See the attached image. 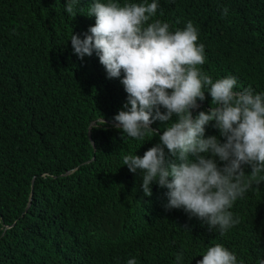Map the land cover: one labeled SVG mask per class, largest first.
Listing matches in <instances>:
<instances>
[{"label":"trees","instance_id":"1","mask_svg":"<svg viewBox=\"0 0 264 264\" xmlns=\"http://www.w3.org/2000/svg\"><path fill=\"white\" fill-rule=\"evenodd\" d=\"M91 3L80 0V12L68 16L66 0H0V264H197L213 243L256 264L264 256V181L236 201L239 223L221 237L166 208V188L153 183L145 196L140 170L123 166V155L142 157L159 142L164 124L152 123L146 142L116 126L127 102L123 73L106 78L96 54L79 59L69 41L94 25ZM155 19L170 30L193 22L205 49L198 67L213 81L232 75L235 90L264 92V0H159ZM197 103L193 116L210 110L211 97Z\"/></svg>","mask_w":264,"mask_h":264},{"label":"clouds","instance_id":"2","mask_svg":"<svg viewBox=\"0 0 264 264\" xmlns=\"http://www.w3.org/2000/svg\"><path fill=\"white\" fill-rule=\"evenodd\" d=\"M79 5L80 0H66L63 11L76 15ZM158 6L159 0H92L87 16L95 17L94 25L83 39L72 32L69 41L79 59L95 53L106 78L123 73L127 102L112 118L123 137L146 142L148 133L155 134L150 125L164 124L159 142L142 157H121L130 172L140 170L143 194L151 196L153 183L166 188L161 193V198L167 196L166 208L183 209L223 237L239 223L233 205L264 181V92L235 90L232 75L213 81L198 67L205 49L197 43L193 22L170 30L168 23L155 19ZM220 14L227 16L228 9L221 8ZM205 92L211 108L193 116ZM210 122L218 136H205ZM245 165L251 167L250 175ZM200 256L197 264H240L221 243L207 246ZM126 264L137 261L129 258ZM256 264H264V256Z\"/></svg>","mask_w":264,"mask_h":264},{"label":"water","instance_id":"3","mask_svg":"<svg viewBox=\"0 0 264 264\" xmlns=\"http://www.w3.org/2000/svg\"><path fill=\"white\" fill-rule=\"evenodd\" d=\"M93 124H94V123H93ZM30 206H31V202L29 203V205H28L27 209H28Z\"/></svg>","mask_w":264,"mask_h":264},{"label":"bare ground","instance_id":"4","mask_svg":"<svg viewBox=\"0 0 264 264\" xmlns=\"http://www.w3.org/2000/svg\"><path fill=\"white\" fill-rule=\"evenodd\" d=\"M153 203H156V202H153Z\"/></svg>","mask_w":264,"mask_h":264}]
</instances>
